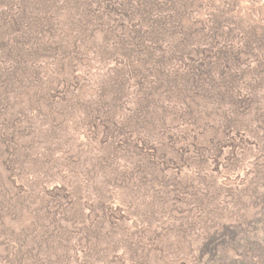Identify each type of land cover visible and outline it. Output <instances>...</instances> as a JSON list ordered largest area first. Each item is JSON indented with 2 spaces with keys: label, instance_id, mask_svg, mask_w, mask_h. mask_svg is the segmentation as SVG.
I'll list each match as a JSON object with an SVG mask.
<instances>
[{
  "label": "rangeland",
  "instance_id": "374dc122",
  "mask_svg": "<svg viewBox=\"0 0 264 264\" xmlns=\"http://www.w3.org/2000/svg\"><path fill=\"white\" fill-rule=\"evenodd\" d=\"M228 1L206 2L226 12L219 20L226 19L235 29L230 37L238 49L246 40H241L243 31L264 33V0ZM119 2L124 4L126 27L120 21L116 34L122 41L138 44L143 53L159 55V66L177 70L171 80L174 84L180 80L178 87L210 68V55L197 50L206 47L203 37L208 29L192 36L188 31L192 22L197 28L208 24L205 15L196 13L202 6L193 5L180 23L178 14L165 21L174 12L170 2ZM159 17H163L162 24L150 31L149 23ZM16 30L7 33L11 41L6 39L5 47L20 45L21 33ZM70 31L62 27L58 33ZM96 33L102 36L101 31ZM251 42L255 54L231 56L234 69L223 74L220 85L207 80V86L199 87L200 78L188 93L160 91L156 96L160 98L154 100L161 113L148 106L156 112L157 127L152 118L141 128L137 124L132 134L119 125L110 134L114 145L110 138L103 143L104 135L94 124L90 128L81 122L74 128L73 118L56 119L38 105L17 108L14 128L21 139V155L15 148L8 155L0 144V264H199L198 241L205 230L240 221L245 215L255 216L261 210L256 198L264 191V40L257 37ZM61 52L47 53L44 60L52 62ZM88 57L87 63L75 68L86 84V97L97 92L98 81L112 76H108L111 72L139 65L127 62L119 52L102 59L93 47ZM135 58L132 54L131 59ZM13 60L0 51L2 66ZM124 91L118 114L123 122L124 115L139 113L135 86ZM28 92H12L10 103L25 106ZM181 101L190 109L182 106L175 115L163 110L177 108ZM76 115L84 117L79 111ZM144 138L157 150V157L150 159L156 179L144 175L143 165H128L125 160L123 148L128 144L141 147ZM162 142L171 149L170 156L162 154ZM107 144L111 149L116 146V151L106 158ZM100 193L104 194L103 205Z\"/></svg>",
  "mask_w": 264,
  "mask_h": 264
},
{
  "label": "trees",
  "instance_id": "16d2710c",
  "mask_svg": "<svg viewBox=\"0 0 264 264\" xmlns=\"http://www.w3.org/2000/svg\"><path fill=\"white\" fill-rule=\"evenodd\" d=\"M206 1L208 0H161L160 2H170L169 7L174 10L165 17V21L168 18L170 21L173 20L172 17L178 14L180 16L178 20L182 23L186 13L189 11L191 13L193 5L197 4L202 7L196 13H201L205 15V18H208L206 19L208 24L200 27L201 29L193 27L194 23L192 22L188 31L192 36L208 29L207 36L203 37L206 47L201 49L198 46L197 50H203L204 53H207L206 55H210V60H208L210 68H203V74L199 75V78H195L197 76L193 75V80L190 77L189 82L178 87L180 80L177 84L171 80V76L178 74L177 70L172 66L169 69L159 66V61L162 62L159 55H153L148 50L143 53L138 44L134 45L128 39L122 41L120 34H116L120 30V21H122L124 29L126 27L125 21L122 19L124 4L122 5L119 0L118 3L113 0H0V51L3 56L13 57L15 62L9 66L0 64V144L4 151L9 155L12 152L11 149L15 148L17 149L15 153L21 155L19 149L21 139L14 128L18 120L17 108L22 110L26 106L38 105L40 109H44L48 113L51 111L50 115L56 119L64 116L73 118L71 121L74 128L82 125L81 122L89 123L90 128L94 124L104 135L103 143H107L111 139L112 145H114L115 139L113 140L110 134L114 128L120 129L119 125H122V130H128L126 133L132 134L136 132L137 124L141 128L143 123L149 124V118H152L153 126L157 127L156 112L153 113L148 109V106H154L161 113L159 105L154 100L157 95L159 96L160 91L168 90L170 94H173L176 89L178 95L188 93L192 84L195 85L196 80L200 82L201 79L199 87L207 86V80L211 85H220L223 74L230 73L234 69L231 64V56L236 59L240 54H255L256 46L254 43L252 45L251 40H257V37L264 40V33L258 35V32L253 30L251 33L243 31L241 40L243 38L246 40L244 43L242 41L238 49H235L230 37L236 32H234L235 29L229 27L230 23L226 19L219 20L223 15H226V12L224 10L221 12L219 6H210ZM230 1L232 0L228 2ZM114 16L118 20L114 19ZM162 18L159 17L149 23L150 31L155 30V26L162 24L159 22L162 21ZM62 27L69 28L71 31L65 34L58 33ZM261 29H264V25ZM15 30L21 33L20 45L5 47V40H8L9 36L7 33L15 32ZM96 31H101L102 36L99 37ZM8 41H11V38ZM183 42L186 45L187 39H183ZM25 44L28 46L22 48V45ZM87 46H89L88 50ZM92 47L97 50V55L102 59L108 58L110 52L113 54L119 52L127 62L137 61L139 65L118 68L117 71L111 72L108 76H112L98 81L99 83L95 87L97 92L86 97V84L75 68L78 63H87L88 52ZM14 48L15 50H13ZM59 51L62 52L57 58L54 57L52 60L48 58L52 62L44 60L47 53H59ZM132 54L137 58L131 59ZM3 61H5V57H3ZM127 71L131 72L129 76L125 74ZM131 85L135 86L136 96H139V102L135 103L139 113L124 115L123 122L118 115L121 108L120 93L125 92V88H131ZM196 87L198 88V86ZM39 91L43 93L38 95ZM12 92L15 95L16 92H28L25 106L22 107V104H17L16 101L10 103ZM36 93L38 96L35 95ZM159 98L156 97V100ZM181 103L177 105V108L168 107L166 109L165 107L163 110L175 115L177 109L182 106L190 109L189 104L182 101ZM173 106H176V103ZM76 111H79L84 117L78 119ZM129 116L130 120H128ZM165 120L164 112V119H160V123L164 124ZM218 133L216 132V134ZM149 137L148 133L147 138ZM141 144V147L126 145L127 148H123L127 152L125 160L128 165H143L144 175H152V178L156 179V167L150 160L157 157L156 147L154 143H149L145 138L142 139ZM107 145L108 150L106 153L103 152L106 158L116 151V146L111 149L110 145ZM160 145L163 150L162 154L170 156L171 149L165 148L166 144L163 142ZM12 158L13 156L10 154V160H13ZM172 159L176 160L175 157ZM14 160L19 162L15 157ZM6 164L10 166L9 163L6 162ZM20 165L23 168L22 164ZM103 195L100 193L98 196L102 205L105 203ZM256 200L261 202V210H257L254 218L245 215L240 221L230 224L222 223L219 228L205 230L204 235L198 241L197 263L264 264V191L257 196Z\"/></svg>",
  "mask_w": 264,
  "mask_h": 264
}]
</instances>
